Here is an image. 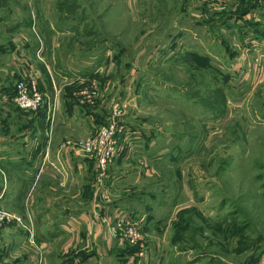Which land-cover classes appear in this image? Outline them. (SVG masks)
<instances>
[{"label":"rangeland","instance_id":"374dc122","mask_svg":"<svg viewBox=\"0 0 264 264\" xmlns=\"http://www.w3.org/2000/svg\"><path fill=\"white\" fill-rule=\"evenodd\" d=\"M39 1L0 0V24L24 29L30 19L34 27ZM76 1L83 10L60 0L61 11H83L81 33L110 44L99 71L113 87L105 106H116L100 129L115 119L123 134L135 99V122L158 125V153H146L151 168L158 160V264H264V45L250 49L236 28L209 24L226 15L233 24L236 4L193 16L203 9L198 0ZM176 19L188 22L192 38L172 41Z\"/></svg>","mask_w":264,"mask_h":264},{"label":"crops","instance_id":"0c3cea01","mask_svg":"<svg viewBox=\"0 0 264 264\" xmlns=\"http://www.w3.org/2000/svg\"><path fill=\"white\" fill-rule=\"evenodd\" d=\"M72 1L79 4L75 10L84 9ZM198 1L203 9L192 10L193 16L221 14L236 4L233 24L231 15L211 18L209 24L236 28L235 37L249 39L250 49L264 45V0ZM61 6L60 0L37 2L41 10L34 27L30 19L24 29L0 24V205L29 215L34 233L31 243L23 228H2L0 264H158L163 255L153 179L158 160L151 168L146 155L158 153V125L145 127V118L136 123L138 101L129 102L119 153L106 174L98 175L95 160L82 153L79 142L97 133L116 106L106 107L113 87L99 71L110 44L99 42L93 31L81 33L83 11L76 16L75 5L66 7L74 10L71 16ZM181 22L174 21L173 42L192 38L188 22ZM28 77L37 80L46 99L39 112H19L12 100L15 81ZM125 213L143 225L145 248L143 241L132 245L117 236V218Z\"/></svg>","mask_w":264,"mask_h":264},{"label":"built area","instance_id":"2783aa9c","mask_svg":"<svg viewBox=\"0 0 264 264\" xmlns=\"http://www.w3.org/2000/svg\"><path fill=\"white\" fill-rule=\"evenodd\" d=\"M12 100L16 109L22 113L38 112L46 101L44 93L38 87L37 80L31 77L20 78L15 81ZM117 123L115 119L112 120L110 124L99 129L97 133L81 143L82 153L95 160L98 175L106 174L108 164L114 161L119 151V133L121 130H117ZM4 224L23 228L29 233L31 243L34 242L32 221L29 215L2 208L0 205V227ZM117 226L121 231L122 242L130 244L142 242L140 225L133 216L118 218ZM76 264L84 263L78 262Z\"/></svg>","mask_w":264,"mask_h":264},{"label":"trees","instance_id":"16d2710c","mask_svg":"<svg viewBox=\"0 0 264 264\" xmlns=\"http://www.w3.org/2000/svg\"><path fill=\"white\" fill-rule=\"evenodd\" d=\"M40 110H41V109H40ZM40 110H39V111H40ZM39 111H38V112H39Z\"/></svg>","mask_w":264,"mask_h":264}]
</instances>
